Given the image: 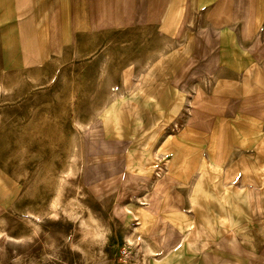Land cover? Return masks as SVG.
<instances>
[{"label":"crops","instance_id":"crops-1","mask_svg":"<svg viewBox=\"0 0 264 264\" xmlns=\"http://www.w3.org/2000/svg\"><path fill=\"white\" fill-rule=\"evenodd\" d=\"M112 31L117 60L97 64L118 73L103 112L118 132L107 127L108 135L137 138L127 168L170 187L151 189L127 214L145 234L139 253L148 264H255L264 221V0H0V57L9 67L42 65L84 44L95 63L111 51L95 42ZM152 169L161 170L154 182ZM10 197L0 192V208ZM146 232L155 234L150 243Z\"/></svg>","mask_w":264,"mask_h":264},{"label":"rangeland","instance_id":"rangeland-1","mask_svg":"<svg viewBox=\"0 0 264 264\" xmlns=\"http://www.w3.org/2000/svg\"><path fill=\"white\" fill-rule=\"evenodd\" d=\"M116 37L112 31L95 42L111 50L95 63L81 53L87 44L38 66L9 67L0 57V182L13 191L0 208V264H123L126 250L129 264H148L139 253V218L127 214L151 189L170 187L147 183L149 175L142 182L127 168L137 160L128 152L137 138L106 136L103 112L118 92V73L97 64L117 60L110 54ZM148 172L152 182L161 174ZM154 236L146 232L145 241ZM168 237L175 234L164 242ZM254 237L255 264H264L263 238Z\"/></svg>","mask_w":264,"mask_h":264},{"label":"bare ground","instance_id":"bare-ground-1","mask_svg":"<svg viewBox=\"0 0 264 264\" xmlns=\"http://www.w3.org/2000/svg\"><path fill=\"white\" fill-rule=\"evenodd\" d=\"M112 114H113V111H111V113H110V115L112 116ZM148 117V116H147ZM104 119V123H105V125H106V128L107 127H109V128H111V131H113L114 130V128H115V130H114V132H115V134L117 133L116 132V127H117V122H116V120H112L111 118L109 119L108 118V115L106 116V118H103ZM103 123V122H102ZM186 128V127H185ZM188 129V128H187ZM110 131V132H111ZM185 132V131H184ZM107 137H108V132H107V135H106ZM106 137V138H107ZM183 137V136H182ZM130 139H133L132 137H129ZM129 138H127V139H129ZM179 144V143H178ZM180 147H182V146H180ZM191 147V146H190ZM166 150V149H165ZM173 150H174V155H175V160L176 159H179V157H180V154H181V152H180V149L178 148V147H173ZM200 151V150H199ZM198 150L197 149H193L192 150V160H197V158H198ZM199 159V158H198ZM200 161V160H199ZM198 161V162H199ZM198 164V163H197ZM197 166V165H196ZM198 167V166H197ZM195 170V169H194ZM197 171H198V169H196ZM133 171H135V170H133ZM195 172V171H194ZM192 174V173H191ZM194 174V173H193ZM191 177H192V175H191ZM190 177V178H191ZM187 184H188V180H187ZM0 189H1V194L5 197V196H10V193H12L13 191H12V189L11 188H9V187H6V186H3V184L0 182ZM260 204V203H259ZM74 211V210H73ZM258 232H259V234L262 236V238H263V241H264V221H262L261 222V224H260V226H259V228H258ZM241 234V233H240ZM100 235V234H99ZM243 237H244V241H245V243L247 244V243H249L250 242V239H249V237L248 236H246L245 234H243ZM103 241V240H102Z\"/></svg>","mask_w":264,"mask_h":264},{"label":"built area","instance_id":"built-area-1","mask_svg":"<svg viewBox=\"0 0 264 264\" xmlns=\"http://www.w3.org/2000/svg\"><path fill=\"white\" fill-rule=\"evenodd\" d=\"M130 256H131V253L128 252L127 250L121 252V259H122L123 264H129Z\"/></svg>","mask_w":264,"mask_h":264}]
</instances>
